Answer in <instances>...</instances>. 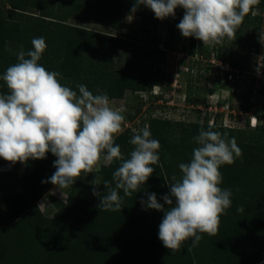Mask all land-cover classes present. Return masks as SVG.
Masks as SVG:
<instances>
[{
  "label": "trees",
  "instance_id": "obj_1",
  "mask_svg": "<svg viewBox=\"0 0 264 264\" xmlns=\"http://www.w3.org/2000/svg\"><path fill=\"white\" fill-rule=\"evenodd\" d=\"M134 3V0H0V44H17L27 52L32 49L33 38L43 37L47 48L38 63L48 71L59 72L60 83L77 93L78 84L86 85L94 95L100 89L109 99L121 97L127 89L150 91L157 85L172 90V78L167 74L160 78L139 75V51L148 53L143 45H138L139 50L133 52L134 44L127 39L67 23L68 18H73L120 30L121 13L130 11ZM263 6L260 0L255 7L261 11ZM28 7L37 8L38 13L27 12ZM137 12L144 19L156 20L154 12L144 5H140ZM120 48H125L127 58L123 66L114 68L112 61L107 63L106 60L113 50ZM197 48L195 37H191L190 55L196 50L207 55L202 42ZM91 52L96 57L89 60ZM158 52L164 57V51ZM17 56L0 50V77L9 66L18 63ZM101 61L105 62L104 66ZM8 92L6 83L0 79V94ZM192 101L195 103L186 95L185 102L192 104ZM150 120L164 126L177 125L180 132L178 137L169 139L166 135L154 136L156 131H152L151 138L161 145L159 163L151 165L155 171L139 192L128 197L119 190L123 197L121 211H101L99 197L97 202L71 190L67 202L51 217L45 216L35 202L53 186L42 181H47L56 171L57 157L48 152L45 159H29L24 163L22 191L11 196L6 209L17 219L0 227V264H264V144L259 140L250 141L245 135V138L237 137L242 158L219 169L223 176L220 187L231 189L232 204L226 214L221 215L217 234H201L203 238L194 248L193 238H189L179 252L172 253L158 238L164 212L146 209L140 201L155 193L158 202L164 204L162 197L170 192L166 180L170 181L173 176L181 179L179 164L191 161L193 149L199 146L194 137L201 128L222 134L227 131L231 138L234 132H244L243 128L218 123V118L212 124L160 117ZM143 127L144 124L141 129ZM259 130L264 131V124ZM135 134L128 128L115 138L125 159L130 158L134 150L130 140ZM119 166L117 160L100 165L97 174L101 194H107L105 181L109 187H115L113 172ZM238 207H243L244 211H237Z\"/></svg>",
  "mask_w": 264,
  "mask_h": 264
},
{
  "label": "clouds",
  "instance_id": "obj_2",
  "mask_svg": "<svg viewBox=\"0 0 264 264\" xmlns=\"http://www.w3.org/2000/svg\"><path fill=\"white\" fill-rule=\"evenodd\" d=\"M259 4L260 0H135L130 12L134 14L144 5L163 20L174 17L177 7H182L185 14L177 25L182 36L215 46L225 38L235 39L245 17L254 15L253 9ZM31 43L32 49L21 50L18 63L0 77L9 90L0 94V158L12 164L26 163L29 159H45L51 152L57 157L56 171L42 183L50 182L58 189L72 186L81 173L98 171L102 161H120L113 172L115 187L105 181L107 194L94 187L93 195L100 198L101 211H121L123 197L119 190L128 197L139 192L155 171L151 165L159 163V141L151 138L145 125L131 138L134 150L125 159L115 144L116 136L123 131L122 110L113 109L107 93L100 89L94 95L84 84L76 86L78 93L62 85L59 72L48 71L38 63L47 48L45 39L33 38ZM256 125L255 121L250 127ZM194 141L199 146L193 149L191 161L179 164L181 179L173 176L166 180L170 192L162 197L164 204L158 202L155 193L140 201L146 209L164 212L158 238L172 253L179 252L189 238H193L194 248L202 240L201 234H217L220 217L232 204L231 189L220 187L223 176L219 169L243 155L234 137L211 128H201ZM94 181L92 184L98 185Z\"/></svg>",
  "mask_w": 264,
  "mask_h": 264
},
{
  "label": "rangeland",
  "instance_id": "obj_3",
  "mask_svg": "<svg viewBox=\"0 0 264 264\" xmlns=\"http://www.w3.org/2000/svg\"><path fill=\"white\" fill-rule=\"evenodd\" d=\"M137 11L132 14L124 10L121 13L123 26L120 30L73 18L67 19L68 24L127 39L134 44L131 46L133 52L139 50L138 45H143L148 53L139 51L141 54L139 75L160 78L167 74L172 78L170 86L175 87L174 91L155 85L150 91L135 92L127 89L121 97L109 99L113 109L122 110L125 117L123 131L129 128L138 133L144 124L149 126L151 135L152 131H156L154 136L166 135L172 139L178 137L179 126L155 124L150 118L160 117L186 123L200 121L208 124H212L215 118H218V123L222 125L235 129L243 128L244 134L237 132L232 134L236 140L237 137L246 136L250 141L259 140L264 144V131L259 130L264 124V6L261 11L255 7L253 9L255 14L249 13L245 17L235 39L225 38L221 45L204 46L207 55L199 50L190 55L191 37H183L177 28L185 14L182 7H177L174 17L169 16L163 20L156 18L154 21L147 17L142 18ZM27 12L37 14L38 9L28 7ZM129 15H132L131 20L128 19ZM8 18L12 19L10 16ZM200 42L202 41L195 38V49H198ZM1 49L9 54L18 55L22 46L5 42L4 45L0 44ZM160 50L164 51V57L159 54ZM126 55L125 48L113 50L106 62L112 61L114 68L123 66ZM88 56L91 60L95 59L96 54L91 52ZM103 57H106L105 53ZM134 58L137 59L136 56ZM104 61H101L103 66ZM226 68L236 75L228 78L227 70L224 76ZM253 68L254 71H251ZM253 72L257 74L252 78ZM186 95L195 100V103L193 101L192 104L186 103ZM201 99L203 101H199ZM253 117L258 125L255 130L250 127ZM223 133H227L231 138L227 131ZM102 164L108 163L102 161L100 165ZM23 171L24 163L12 164L0 158V227L8 226L17 219L7 213L6 209L11 202V196L22 191ZM97 173L95 169L93 173H81L76 182L68 188L58 189L53 185L36 200L35 205L43 215L51 217L67 202L71 190L98 202V197L93 195L94 187L98 192L100 189ZM92 181L98 185H93Z\"/></svg>",
  "mask_w": 264,
  "mask_h": 264
},
{
  "label": "built area",
  "instance_id": "obj_4",
  "mask_svg": "<svg viewBox=\"0 0 264 264\" xmlns=\"http://www.w3.org/2000/svg\"><path fill=\"white\" fill-rule=\"evenodd\" d=\"M227 70H228V73L226 74V72H227ZM262 71V70H261ZM224 76H225V74L228 76V78H233V75L235 76L236 74H234L230 69H228V68H226V69H224ZM254 74H257V73H255V72H253V75H252V78H253V76H254ZM173 89H172V91H174V88L175 87H172Z\"/></svg>",
  "mask_w": 264,
  "mask_h": 264
},
{
  "label": "bare ground",
  "instance_id": "obj_5",
  "mask_svg": "<svg viewBox=\"0 0 264 264\" xmlns=\"http://www.w3.org/2000/svg\"><path fill=\"white\" fill-rule=\"evenodd\" d=\"M254 119H255V118L253 117V124H254V122H255V120H254ZM253 124H252V125H253Z\"/></svg>",
  "mask_w": 264,
  "mask_h": 264
}]
</instances>
